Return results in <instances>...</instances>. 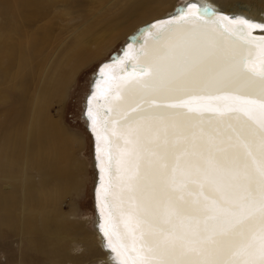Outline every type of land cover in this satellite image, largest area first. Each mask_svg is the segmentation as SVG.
I'll return each mask as SVG.
<instances>
[{"label":"snow or ice","instance_id":"6c2138e0","mask_svg":"<svg viewBox=\"0 0 264 264\" xmlns=\"http://www.w3.org/2000/svg\"><path fill=\"white\" fill-rule=\"evenodd\" d=\"M203 14L144 30L98 148L102 213L136 264H264V25Z\"/></svg>","mask_w":264,"mask_h":264},{"label":"bare ground","instance_id":"6f19581e","mask_svg":"<svg viewBox=\"0 0 264 264\" xmlns=\"http://www.w3.org/2000/svg\"><path fill=\"white\" fill-rule=\"evenodd\" d=\"M78 1L74 0L75 3ZM115 1L117 3L114 9H100L90 20L84 21L77 26L72 31L73 39H69V37L63 39L62 36L55 35L59 29L54 28V26L59 25L54 21L53 13L47 8L52 3H54L52 5L62 3L63 6H66L69 0H0V85L5 82L2 68L6 65L11 70L16 68V64L19 66V70H27L30 65H48L52 63L57 65V71L54 72L50 80L45 82L44 91L47 92L55 88V91L58 90V97L64 99L69 86L74 82L83 67L90 65L103 53L108 52L107 50L115 47V43L119 39L136 31L138 29L137 26H141L148 20L165 15L167 11L175 12V10L179 9L176 8L177 0ZM184 3L183 7L188 4H198L202 8L206 6L208 9L222 12L231 18L242 17L253 24L264 25V0H188L187 2L184 1ZM64 10L65 8H63ZM176 14L174 13L168 17ZM64 20L62 19L61 21L64 22ZM44 21L46 22L40 25ZM260 28L262 29L257 30L255 34H264V27ZM62 31L59 35H63ZM101 38L103 40L99 42ZM67 66L71 68L62 74L61 71L63 69L61 68H66ZM32 73L33 71H27L20 80L18 85L20 90L19 103L24 102L23 81L31 78ZM95 79L96 76L90 85L82 118L92 139L94 164L97 174L93 190L94 209L97 217V221H95L97 229L96 233H94L96 237L94 238L99 241L100 249L103 247V250H101L103 258L100 257L101 259L99 258L96 264H125L122 255L111 242L110 236L106 234L107 229L103 226L100 227V223L106 218L102 213L99 202L96 207L95 196L97 193L95 195V189L99 178L97 164L100 165V162L97 159L98 156L95 159L94 145L97 144L95 134H91L88 129L89 120L84 118L87 98L92 92ZM96 86L101 88V83H96ZM11 104L9 97L5 96L3 91L0 98V107L5 106L3 111H6ZM33 120L34 137H36L35 145L39 152L44 153L42 161L41 156H38V159L37 156L30 159L28 149L17 147V141L20 138L19 132L14 133L11 130L10 133V118L7 114L6 118L0 116V228L5 227L18 237H24L34 250L52 252L53 248L50 245L55 246L54 242L61 241L63 238L62 232L67 230L68 233L69 231L65 226L67 224L65 221L67 214L62 212L60 204L64 192L68 193L70 191L71 193L74 190V183L72 184L70 179V161L67 154H54L52 151L56 150V145L61 138L67 139L68 134L64 133L60 122L50 120L45 123V120L37 110L34 113ZM28 170L41 171L42 178L39 181V185L43 190L38 189L35 182L27 180L25 174ZM55 182H59L62 192L53 199L51 192L45 187L48 184L53 185ZM52 225L55 226L56 232L51 231L53 230ZM99 236L101 240H99ZM46 241H51L52 243H49L50 245L48 248L46 247L47 249L45 248ZM113 248L116 251H113ZM93 251L91 252L93 253Z\"/></svg>","mask_w":264,"mask_h":264},{"label":"rangeland","instance_id":"374dc122","mask_svg":"<svg viewBox=\"0 0 264 264\" xmlns=\"http://www.w3.org/2000/svg\"><path fill=\"white\" fill-rule=\"evenodd\" d=\"M184 1L187 2L188 0H177L176 8H182L185 4ZM116 3L117 1L115 0H79L77 3L74 0H69L66 6H63L62 3L58 5H52L54 4L52 3L47 9L53 13L55 17L54 21L59 25L54 26V28L59 29L55 35L62 36L63 39L68 37L69 39H73L74 35L72 31L77 26L81 25L84 21L90 20L100 9H114ZM63 8H65L64 11ZM179 9L175 10V12L167 11L165 15L148 20L141 26H137L138 29L136 31L119 39L115 43V47L107 50L108 52L103 53L90 65L83 67L74 82L69 86L64 99L58 97V90L55 91V88L47 92L44 91L45 82L50 80L54 72L57 71V65L52 63L48 65L38 64L39 66L30 65L27 70H19L17 64L14 70H11L8 65L2 68L5 82L3 85H0V98L4 91L5 96L9 97L12 104L8 106L6 111H3L5 106L0 107V116L6 118L7 114L10 118V133L11 130L14 133L19 132L20 138L17 141V147L28 149L30 159L34 156H37L38 159V156H41L42 161L44 153L39 152L35 145L34 113L36 110L39 111L45 123H48L50 120L60 122L64 133L68 134V137L67 139L61 138L56 145V150L52 151L54 154L68 155L70 161V179L72 184L74 183V190L71 193L70 191L68 193L64 192L60 204L62 212L68 215L65 218L67 222L65 226L69 230V234L67 230L62 232L64 236L61 241L54 242L55 246L50 245L52 244L51 241H46L45 248H48L49 245L52 246V252L34 250L24 237H18L14 232H9L7 228L3 227L0 228V264H96V261L100 257L103 258L101 254L103 247L100 249L99 241L94 238L96 237L94 233H96L97 229L95 222L97 221V217L94 209L93 190L97 174L94 164L92 139L82 118L85 100L89 93L90 85L102 63L115 58L127 40L140 28L155 20L166 18L174 13L176 14ZM62 19H65L64 22L61 21ZM45 22H41L40 25ZM61 30H63V35H59ZM102 40V38L99 39V42ZM70 68L67 66L66 68H61L63 70L61 71L60 69V71L64 74ZM27 71H33V73L31 74V78L23 81L24 102L19 103L20 90L18 85ZM25 176L27 180L35 182L38 189L43 190L39 185V181L42 178L41 171L28 170ZM45 188L51 192L53 199L56 198L57 194L60 195L62 192L59 182H55L53 185L48 184ZM52 229L51 231L56 232L54 225H52ZM51 233L53 234V232ZM98 238L101 240L100 236ZM29 247L30 249H28ZM96 248L99 251L97 249L95 254ZM90 250H94L93 253Z\"/></svg>","mask_w":264,"mask_h":264},{"label":"water","instance_id":"95a60500","mask_svg":"<svg viewBox=\"0 0 264 264\" xmlns=\"http://www.w3.org/2000/svg\"><path fill=\"white\" fill-rule=\"evenodd\" d=\"M209 11L216 12L217 14H223L227 16L229 19H233V20L236 19V18H231L222 12H217L212 9H209ZM182 13H188L190 15H194L201 22H204L206 19L203 14L202 7H200L198 4H188L185 7H183L174 16L161 19V20H157L152 23H149L148 25H145L143 28H141L138 32H136L129 39L128 43L125 45V47L123 48L119 56H116L115 59L111 60L108 63L103 64L99 68L96 74V79L94 80V83L92 86V92L87 98L86 109H85V114H84V118L89 120L88 129L91 131L92 135L95 134V139L97 140V144L94 145L95 159H96V156L102 154V152L98 151V148H103L105 140L110 139L106 131V127H107L108 121L112 118V115H113L111 101L115 97V91H114L115 86L118 83L127 81L134 74L135 68L133 65H135L138 62V54L142 52L145 41L151 38L150 34L144 30L153 25L159 27L163 24H166L169 21H172L173 17H176V16H180L181 19H184V16L181 15ZM213 19H218V17L213 18ZM207 22L211 23V20H207ZM260 29L262 28L258 27V28L251 29L250 30L251 36L257 39L264 37V34H255V32ZM141 33H143V36L141 35ZM241 42H244V41H241ZM262 57H264V49L258 50V52L254 54V59L257 60L258 62L257 67H259V62H261ZM98 82L101 83V88L100 87L98 88L96 86V83ZM92 93H95V98L92 99L91 107L93 108V114L97 122L96 123L97 131L94 133H92L93 125L88 115V108L90 106L89 97L92 96ZM97 166L99 168V175H98L99 178H98V183L95 189V195L97 193V189L101 186V174H100L101 167L99 164H97ZM97 195L95 196L96 197V207L99 202V206L101 208V203H100V200L97 199L98 198ZM103 214L106 219L103 220L102 223H100V227L103 226L107 229L106 231L112 240L111 242H113L114 246L117 248V250L122 255L123 261H125V264H136L134 254L131 251V249L133 247H138V245L134 246L131 244V242H129L128 244H125L122 233H121V229L125 228L124 223L123 222L118 223L116 217L111 215L109 211H105L103 212Z\"/></svg>","mask_w":264,"mask_h":264}]
</instances>
